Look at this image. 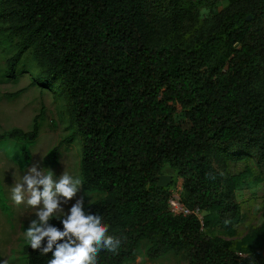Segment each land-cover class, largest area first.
<instances>
[{
    "label": "trees",
    "instance_id": "16d2710c",
    "mask_svg": "<svg viewBox=\"0 0 264 264\" xmlns=\"http://www.w3.org/2000/svg\"><path fill=\"white\" fill-rule=\"evenodd\" d=\"M201 1L204 20L191 0H0V19L20 38L7 76L17 77L34 47L45 66L34 83L64 87L83 141L82 189L102 194L90 210L122 238L98 264H136L143 240L150 258L183 251L187 264H264V204L262 222L235 239L236 193L264 183V0H228L223 9ZM38 118L30 131L1 134L0 145L34 141ZM21 155L26 168L27 144ZM250 158L259 172L215 165ZM165 167L175 175L160 187ZM179 178L182 202L199 207L203 222L169 209ZM22 252L27 264L51 258L26 241Z\"/></svg>",
    "mask_w": 264,
    "mask_h": 264
},
{
    "label": "rangeland",
    "instance_id": "374dc122",
    "mask_svg": "<svg viewBox=\"0 0 264 264\" xmlns=\"http://www.w3.org/2000/svg\"><path fill=\"white\" fill-rule=\"evenodd\" d=\"M196 3L198 11L197 20H204L210 16L209 6L201 0H191ZM219 9H223L228 0H214ZM19 36L12 33L8 23L0 19V135L14 128L24 131L33 129L34 121L38 116V137L28 142L30 161L26 168L22 167V148L24 142H18L6 138L0 145V264H27L22 252L25 240L24 232L29 219L33 218L34 209L25 204L15 205L10 198V190L22 175L28 171L34 163L42 167L44 171L58 178L63 172H67L81 179L80 163L82 158L83 141L73 124L71 104L67 92L58 82L53 87L38 85L35 80L45 68L34 55V47H30L17 68V77H8L7 60L12 57L19 48ZM74 135L72 142L65 139ZM59 146L57 158L51 156V150ZM215 165L222 172L231 174L243 171L246 166H252L256 172L260 168L255 158L242 161H229L224 169L218 161ZM163 174L172 175L174 171L165 167ZM182 186L179 178L174 190ZM85 196V204L102 196L101 193H84L82 186L77 193V198ZM237 201L242 208L243 220L237 226L238 235L241 237L247 231L262 222V207L264 204V183L252 182L248 189L236 193ZM65 208L70 207V204ZM219 233V232H218ZM150 241L143 240L142 253L137 258L136 264H187L185 252H168L159 258H150L145 254Z\"/></svg>",
    "mask_w": 264,
    "mask_h": 264
},
{
    "label": "clouds",
    "instance_id": "9594fccd",
    "mask_svg": "<svg viewBox=\"0 0 264 264\" xmlns=\"http://www.w3.org/2000/svg\"><path fill=\"white\" fill-rule=\"evenodd\" d=\"M81 186L78 176L63 172L54 178L34 163L10 190L15 205L35 210L23 238L33 251L51 253L47 264H98L101 251L116 253L122 244L120 236L109 234L102 216L90 210V203L86 206L85 196L77 198ZM53 219L62 228L51 223Z\"/></svg>",
    "mask_w": 264,
    "mask_h": 264
},
{
    "label": "built area",
    "instance_id": "2783aa9c",
    "mask_svg": "<svg viewBox=\"0 0 264 264\" xmlns=\"http://www.w3.org/2000/svg\"><path fill=\"white\" fill-rule=\"evenodd\" d=\"M182 186L176 191L171 189V195L169 197L168 206L169 209L178 215H195L201 222H203L204 212L199 207H189L182 202L181 199Z\"/></svg>",
    "mask_w": 264,
    "mask_h": 264
},
{
    "label": "water",
    "instance_id": "95a60500",
    "mask_svg": "<svg viewBox=\"0 0 264 264\" xmlns=\"http://www.w3.org/2000/svg\"><path fill=\"white\" fill-rule=\"evenodd\" d=\"M248 18L251 19V15ZM157 177H158V180H159L158 181V185L160 187L168 186L173 180L172 175L160 174Z\"/></svg>",
    "mask_w": 264,
    "mask_h": 264
}]
</instances>
